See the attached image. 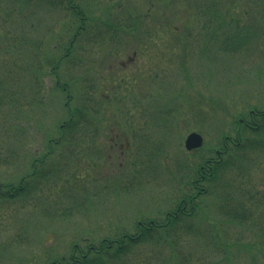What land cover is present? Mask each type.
I'll use <instances>...</instances> for the list:
<instances>
[{
	"label": "rangeland",
	"instance_id": "374dc122",
	"mask_svg": "<svg viewBox=\"0 0 264 264\" xmlns=\"http://www.w3.org/2000/svg\"><path fill=\"white\" fill-rule=\"evenodd\" d=\"M117 1L98 0L96 7L104 9ZM121 2H126L133 12H142L152 32L143 29L141 33L140 27L120 31L116 35L118 45L101 42L99 57L90 63V67L96 64L91 69L96 84L93 83V93L104 98L101 107L104 104L105 107L88 116L91 121L85 125L93 123L96 130L99 128L97 140L101 141L100 149H108L107 160H101L104 162H99L98 167L81 160L76 162L72 171L77 178L44 190L43 198L35 205H24L22 199L15 203L19 198L13 204L8 199L7 203L0 202V264H50L53 258L68 257L72 244L83 245L87 239L94 244L105 237L113 239L112 235L122 229L126 238L136 236L141 230L137 224L161 221L165 211L175 209L180 192L187 188L183 181L188 177L179 178V182L175 179L176 175L185 174L180 167L186 171L185 163L190 166L195 159L196 153L184 149L185 136L197 132L203 136V148L220 150L214 145L223 135L234 137L229 122L232 114L248 109L247 106L252 107L249 110H260V102L264 103V75L261 83L254 72L248 80L244 77L248 71L237 75L238 70L244 71L239 69L240 64L260 66L263 71L261 53L249 57V62H246L249 58L241 62L238 56L216 53L214 43L201 46V30L196 27L199 23L194 24L195 17H188L185 11L188 0ZM201 7L205 8L206 2ZM187 21L182 33L188 35L173 31ZM133 51V61H128ZM81 55L84 70L88 52ZM226 68L230 70L225 75ZM42 74L37 94L39 106L36 103L26 108L24 114H18L23 115V125H19L24 132L22 136L9 126L4 125V130L0 123V181L24 175L31 160L43 152V133L50 130L55 134L53 126L66 120L65 107L73 106L81 92L87 96V84L81 77L74 80L71 93H65L53 90L57 81L50 70H43ZM60 78L66 79L62 73ZM158 109L165 113L164 117L157 116ZM10 110L6 104V113ZM100 112L101 118H95ZM247 114L248 111L242 117L246 119ZM255 119L254 123L258 122ZM131 134L136 135L137 149L122 160L118 153L122 147L125 153L130 148ZM142 141L146 143L142 145ZM143 154L147 161L141 170L143 174L137 173L130 185L124 179V189L116 190L112 177L127 171L131 161L132 170L138 171L144 166ZM262 156L250 157L254 164L248 175L239 177L238 191L233 193L235 201L244 199L240 195L245 193L243 190L264 200ZM66 159L74 162L73 156ZM56 160L59 162L57 157ZM103 172L105 184L100 177ZM245 178L249 185L245 184ZM95 187L93 197L88 191ZM218 203L215 195L206 197L184 221L167 232L158 230L151 234L143 243L132 246L124 258L134 260L135 264H254V261L264 264V201L260 204L257 198L253 199L248 204L250 210L242 212V222L222 215ZM188 225L193 228L189 230Z\"/></svg>",
	"mask_w": 264,
	"mask_h": 264
},
{
	"label": "trees",
	"instance_id": "16d2710c",
	"mask_svg": "<svg viewBox=\"0 0 264 264\" xmlns=\"http://www.w3.org/2000/svg\"><path fill=\"white\" fill-rule=\"evenodd\" d=\"M97 2L98 0H0V123L4 130L5 126H9L16 130L18 136L24 133L19 127L23 125V115L18 114H24L26 108H32L36 103L39 106L37 94L43 70H50L56 77L54 81L57 82L52 87L54 91L69 92L76 79H82L88 90L85 91L87 96L81 92L73 106L65 107L66 120L62 123L63 126L58 127L61 134L56 131H53L55 134L46 133L44 151L31 160L24 175L19 179L0 181V202L7 203L5 200L8 199V202L13 204L19 198L15 203L22 199L25 201L24 205H35L43 198L42 186L50 188L49 184L64 175L58 154H54V148L61 146L59 142L65 133L79 134L77 127L91 121L88 116L98 111L104 99L93 93L95 83L91 69L96 64L90 67V63L99 57L101 42L118 45L119 39L116 35L124 30L134 31L141 28V33L143 29L152 32L148 18L142 12H133L126 2L118 0L100 10L96 7ZM205 2L206 7L202 8L201 5ZM185 11L188 17H195L194 24L199 23L196 27L201 30L203 46L209 47L214 43L218 50L216 53H225L230 57L238 56L241 62L261 53L260 57L264 62V0H190V3L188 0ZM187 23L188 21L182 27L177 26L173 31L179 30L182 33ZM83 51L88 52L89 57L84 70L81 60ZM250 58L248 61L246 59V62H249ZM245 65L240 64L239 69L244 71L238 70L237 75L248 71L249 74L244 76L248 80L250 73L254 72L256 80L261 83L264 69L262 68V71L260 66L253 64ZM60 67L62 68L57 74ZM226 69L223 71L225 75L228 73L226 71L230 70ZM219 70L221 71L220 68ZM75 72L78 75H73ZM60 73L66 79L61 80ZM58 80L61 81L60 84ZM28 81L30 84H27ZM260 103L261 109L249 112L247 118L240 123L236 118L252 107L247 106L248 109H241L232 114L229 122L234 129V137L223 135L214 145L220 147L218 153H213L210 147L191 151L196 153L195 159L190 162V166L185 163L186 171L180 167L185 174L175 176L178 182L179 178H189L183 181L187 188L180 192L181 195L176 200V213L163 216L161 221L154 220V224H150L153 227L139 226L141 230L136 236L126 238V234L119 233L118 236L112 235L114 238L110 239L111 242L105 243L104 240L109 238L105 237L95 245H89V248L74 249L78 253L89 254L81 258L78 264H135L134 260L128 261L124 258L130 253L132 246L143 243L158 230L167 232L174 228L210 195L219 199L217 205L222 215L242 222L243 213L250 210L248 204H252L253 199L257 198L260 204L264 201L260 196L254 197V194L244 190L245 193L240 194L244 197L242 201H235L233 195L238 191L239 177L242 174L248 175L254 164L250 157L258 155L259 158L264 154V103ZM6 104L11 109L8 114ZM156 114L162 117L165 115L161 109H158ZM97 115L95 118H101V112ZM255 118H258L256 123ZM141 161L146 162L144 156ZM146 165L138 168L137 172L143 174L141 170H144ZM65 179L67 181V178ZM246 181L245 178V184L249 185ZM113 186L118 190L117 185ZM188 226L189 230L193 228L192 225ZM72 251L71 248L69 255ZM110 259L115 262L109 261ZM50 264L71 263L69 257L64 256L55 258Z\"/></svg>",
	"mask_w": 264,
	"mask_h": 264
},
{
	"label": "water",
	"instance_id": "95a60500",
	"mask_svg": "<svg viewBox=\"0 0 264 264\" xmlns=\"http://www.w3.org/2000/svg\"><path fill=\"white\" fill-rule=\"evenodd\" d=\"M202 143V137L196 132H190L187 134L184 140V146L186 149H192L200 146Z\"/></svg>",
	"mask_w": 264,
	"mask_h": 264
}]
</instances>
